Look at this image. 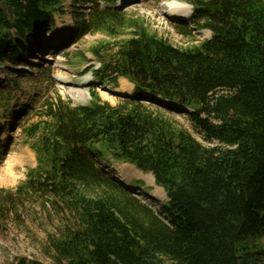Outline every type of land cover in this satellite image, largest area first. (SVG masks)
I'll return each instance as SVG.
<instances>
[{"label":"trees","instance_id":"16d2710c","mask_svg":"<svg viewBox=\"0 0 264 264\" xmlns=\"http://www.w3.org/2000/svg\"><path fill=\"white\" fill-rule=\"evenodd\" d=\"M1 1L12 14L0 7V66L28 65L24 38L65 0ZM69 1L68 41L104 34L88 49L101 63L93 75L112 88L125 78L133 94L111 103L91 88L88 103H74L57 92L22 110L36 166L0 189V215L21 217L28 204L54 215V264H264V0H183L193 13L181 33L211 31L184 48L112 8L118 0ZM100 148L154 176L167 196L159 210L114 176Z\"/></svg>","mask_w":264,"mask_h":264},{"label":"rangeland","instance_id":"374dc122","mask_svg":"<svg viewBox=\"0 0 264 264\" xmlns=\"http://www.w3.org/2000/svg\"><path fill=\"white\" fill-rule=\"evenodd\" d=\"M170 1L172 0H124L120 7L131 17L144 18L159 37L167 39L177 47L192 46L211 37V32L207 29L193 30L192 35L184 36L177 25L188 23L192 6L186 3L189 14L176 20L171 13L168 14L165 11L170 10ZM63 5V11L56 13L50 26L45 27L39 34L24 38L29 49L26 53L28 65L8 68V63H4L0 66V92L3 93L0 94L2 97L0 102V189L5 191L14 190L36 166L35 152L25 145L21 136V122L17 120V115L22 110L38 103L46 95H54L57 92L70 97L74 103H88L91 98V88H96L103 100L115 103L117 96L121 94L115 92L116 88L125 86L133 89V84L125 78H119V85L112 88L111 81L101 83L95 78L91 74V68L86 72L83 71L91 64L99 63L88 49L104 39L105 35L102 33L77 34L71 41L72 31L76 29L73 13L75 8L69 0H65ZM69 38L70 41H68ZM65 46H67L66 50ZM82 51H85L87 61L91 60L86 65L87 61L80 62L82 60L80 54L75 56V53ZM67 53H69V59L66 56ZM49 55H53V61L44 59ZM71 61H77L78 66H72ZM10 95L11 103L7 105L5 102ZM183 118L185 119L183 122L190 128L186 118ZM95 150H98L97 156L100 160L107 159L108 152L104 148ZM121 166L124 169H130L125 175L127 178H137L139 183L152 184L153 187L156 185L152 174L143 172L130 164H121ZM144 194L150 193L145 189ZM152 195L156 197V192L153 191ZM165 200L159 199L157 210ZM26 211L28 214L18 218L8 213L6 209L0 215V264H19V261L31 263L36 260L44 264H54L55 251L49 243L48 233L56 231V217L42 213V210L33 204H28Z\"/></svg>","mask_w":264,"mask_h":264},{"label":"bare ground","instance_id":"6f19581e","mask_svg":"<svg viewBox=\"0 0 264 264\" xmlns=\"http://www.w3.org/2000/svg\"><path fill=\"white\" fill-rule=\"evenodd\" d=\"M169 5L171 6L170 7V10H165L166 13H171L172 14V17L176 18L177 19H182L184 17H186L189 12H188V4H186V2H181V1H178V0H172L169 2ZM61 38V37H60ZM59 38V39H60ZM44 59L46 60H54V57L53 55H49L47 57H45ZM115 92H118V93H124V94H132V89H128L127 87L125 86H121L117 89H115ZM155 100H158L160 101V97H156ZM170 106H174L175 104L174 103H169ZM127 171H130L129 168L127 169H120L117 173L120 174L121 176H125L127 174ZM135 191V190H134ZM136 192V191H135ZM140 195H143L142 192H138Z\"/></svg>","mask_w":264,"mask_h":264},{"label":"crops","instance_id":"0c3cea01","mask_svg":"<svg viewBox=\"0 0 264 264\" xmlns=\"http://www.w3.org/2000/svg\"><path fill=\"white\" fill-rule=\"evenodd\" d=\"M107 162H108L109 164H111L115 169H118V170H120V169H124V168L120 165V163L115 162L110 156H108V158H107ZM122 177H124V176H122ZM124 179H125L126 181H130V182L135 183V184L138 183V181H137L136 179L132 180V178L129 179V178H127V177H124ZM140 185H141V188H143V189H150L151 192H153V191L156 192V199H157V200H159L160 198L163 199V200L166 199V194H165L163 188H161V187H159V186H157V185H155V186L153 187L152 184L147 185V184L142 183V184H140ZM153 196H154V195H153Z\"/></svg>","mask_w":264,"mask_h":264},{"label":"water","instance_id":"95a60500","mask_svg":"<svg viewBox=\"0 0 264 264\" xmlns=\"http://www.w3.org/2000/svg\"><path fill=\"white\" fill-rule=\"evenodd\" d=\"M0 7L3 8V9L8 10V12H9L10 14H12V9H11V7H7V6H5V2L1 1V2H0ZM105 89L109 90V88H105Z\"/></svg>","mask_w":264,"mask_h":264}]
</instances>
